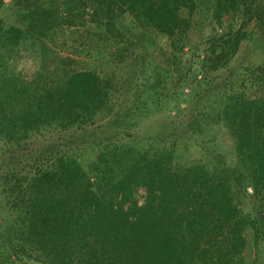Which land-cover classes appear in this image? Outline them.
<instances>
[{"label":"trees","instance_id":"trees-1","mask_svg":"<svg viewBox=\"0 0 264 264\" xmlns=\"http://www.w3.org/2000/svg\"><path fill=\"white\" fill-rule=\"evenodd\" d=\"M257 42L264 0H0V264H264Z\"/></svg>","mask_w":264,"mask_h":264},{"label":"rangeland","instance_id":"rangeland-1","mask_svg":"<svg viewBox=\"0 0 264 264\" xmlns=\"http://www.w3.org/2000/svg\"><path fill=\"white\" fill-rule=\"evenodd\" d=\"M9 2V0H7ZM256 47L258 45V42L255 43ZM52 49L59 55L61 58H67L71 57L72 59H75L76 61L80 62L83 61V58L80 56H77L73 52H71L72 48L71 46H62L60 48L52 47ZM35 52H31L28 50H22L19 55L17 56L14 65L16 66V70L18 72L23 73V77L27 80H31L35 76V72L40 66V59L37 58V56L34 54ZM252 59L254 62H262L264 61V50L260 49L259 46L257 49L255 48ZM80 66V64H79ZM55 66L52 64L51 68H54ZM186 93H189L188 90H186ZM216 136L219 142V147L222 151L230 150L233 147V142L231 139L230 134L225 129H218V132H216ZM46 141H49V138L46 139ZM45 142L44 140L42 141ZM196 154V153H195ZM197 155V154H196ZM144 195V191H140L138 194L139 199L142 201V196Z\"/></svg>","mask_w":264,"mask_h":264}]
</instances>
